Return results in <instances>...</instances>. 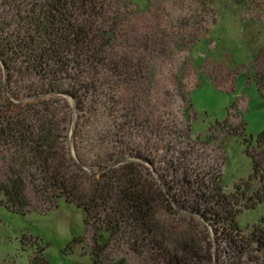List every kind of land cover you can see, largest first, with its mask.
<instances>
[{"label": "rangeland", "instance_id": "rangeland-1", "mask_svg": "<svg viewBox=\"0 0 264 264\" xmlns=\"http://www.w3.org/2000/svg\"><path fill=\"white\" fill-rule=\"evenodd\" d=\"M112 5L96 20L104 60L82 73L88 91L68 77L51 87L22 57L6 67L0 50V183L20 178L27 203L24 213L0 207V264H27L36 243L50 264H154L151 244L130 237L114 178L127 166L155 220L171 238L198 241L205 264H264L255 241L264 203L252 195L264 194V145L255 142L264 129V0ZM23 7L0 0L11 45ZM8 119L35 140L47 132V164L33 142L9 138ZM239 189L251 197L246 207L240 199L232 222L216 220Z\"/></svg>", "mask_w": 264, "mask_h": 264}, {"label": "trees", "instance_id": "trees-1", "mask_svg": "<svg viewBox=\"0 0 264 264\" xmlns=\"http://www.w3.org/2000/svg\"><path fill=\"white\" fill-rule=\"evenodd\" d=\"M24 4L25 7L19 9L15 15L19 30L11 35L14 38L13 45L10 44L9 39H6L7 32L4 28L6 20H0V50H3L5 66L8 67L9 63L16 62L22 57L21 60L26 62V68L34 70L43 77L47 76L46 81L51 87L57 86L61 78L68 77L73 90L88 91L90 85L85 82V76L82 73L93 62L104 60L103 50H100L99 44L101 34L98 32L96 20L105 19L108 12L116 11L115 7H112V0H24ZM111 24H114L113 19ZM5 47L7 50H4ZM6 123L10 125L9 130L1 129V131H9L7 133L9 138L30 140L33 142L30 147L35 145V148H32L33 154L43 164L49 162L46 143L50 139L47 132L40 133L35 140L30 137V134H24L19 129L21 124L14 119L6 120ZM255 142L264 145V129L256 135ZM49 168L47 167V170L57 188L66 189L67 185L64 181L58 182V178L61 177L59 173H53ZM123 170L126 176L114 175V178L121 179L119 181L122 182L124 208L133 221L131 239L140 245L143 242L151 244V249L154 250L152 254L154 264H205L207 255L203 253L204 249H199V242L193 240V237L187 233L169 237V229L162 227L163 225L153 217L151 197L142 190L143 188L138 189L139 181L134 172L128 166ZM252 195L254 199L264 203L261 199L264 194L259 197V192L255 191ZM94 196L99 197V194ZM246 196L247 190L239 189L232 199L222 201L218 211H215V214H218L216 220L227 219L232 222L231 204L239 203L240 205L241 199L244 202L242 206L246 207V198H251ZM26 206L20 178L10 177L7 181L0 183V207L15 213H24L27 211ZM83 210L87 213L86 208ZM199 231L202 235L203 230ZM257 232L255 241L259 247L264 248V230L258 229ZM73 240L67 245V250L70 249ZM44 248L45 245L42 243H36L28 256L27 264H50Z\"/></svg>", "mask_w": 264, "mask_h": 264}]
</instances>
